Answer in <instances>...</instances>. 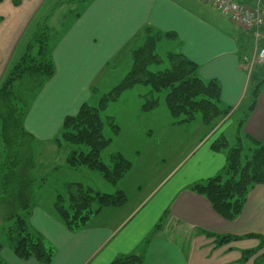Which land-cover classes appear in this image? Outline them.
<instances>
[{
    "label": "crops",
    "instance_id": "obj_1",
    "mask_svg": "<svg viewBox=\"0 0 264 264\" xmlns=\"http://www.w3.org/2000/svg\"><path fill=\"white\" fill-rule=\"evenodd\" d=\"M79 1H84L83 8L67 11L72 15L70 25L51 49L54 75L33 97L23 121L36 141L54 139L63 118L84 103L90 79L118 54L130 53L148 26L175 33V39H168L177 43L174 53L196 63L201 79L217 80L221 103L232 111L214 121L195 148L211 141L182 172L156 180V187L164 182L158 191L149 189L132 199L124 174L114 186L126 201L102 207L77 231L68 230L55 209L34 204L27 224L53 247L50 264H109L129 255L137 258L127 264H261L264 250L259 252L258 237L248 235L260 234L264 228V184L250 189L233 220L221 217L205 196L190 189L192 183L214 175L224 165V153L210 149L215 140L211 135L243 105L257 80L244 68V60L251 61L257 49L252 31L233 24L204 0ZM41 2L0 0V82L40 21ZM241 127L246 136L264 138V84ZM140 190L139 186L135 194L140 195ZM0 264L39 263L33 258L21 260L10 246H1Z\"/></svg>",
    "mask_w": 264,
    "mask_h": 264
},
{
    "label": "trees",
    "instance_id": "obj_2",
    "mask_svg": "<svg viewBox=\"0 0 264 264\" xmlns=\"http://www.w3.org/2000/svg\"><path fill=\"white\" fill-rule=\"evenodd\" d=\"M252 4V0H238ZM36 25L22 54L0 82V198L7 196L10 212L7 219L13 221L7 229L9 246L21 260L35 259L39 264H50L54 254L53 247L27 224V218L34 206L31 169L34 154L31 150L33 136L23 125L30 103L28 95L34 97L44 84L52 78L55 66L50 49V32L43 20ZM144 41L130 51L132 66L122 81L109 93L103 94L98 107L83 103L73 115H67L61 123L62 143L84 145L87 151L70 150L66 163L70 167L85 165L99 171L104 179L116 185L120 178L131 168V162L121 153L112 154L110 165L100 159V152L109 140L102 135V121L99 111L105 102L115 100L126 88L135 84L148 85L151 92L166 90L165 101L176 123H190L196 114L206 126H213L218 118L232 111V107L221 103V87L217 80H203L198 75V66L181 53L168 52L165 56L168 67L151 71L163 59L155 52L156 44L163 38L175 39L174 32H162L150 26L144 28ZM259 69V68H258ZM252 77V76H251ZM255 81L244 105L245 117L256 103L260 87L264 84V69L256 70ZM156 100L150 97L143 109L153 108ZM242 120L239 122L241 125ZM235 145L228 147L224 135H219L211 144L214 152L224 153V165L214 175L198 180L190 189L207 198L216 213L226 220H233L242 211L250 189L264 184V138L256 140L245 136L236 137ZM69 189L68 205L64 206L58 196L54 203L55 212L70 231H77L105 206H119L126 201L121 190L103 193L91 188L83 189L79 184ZM260 237V234L248 236ZM1 248V245H0ZM136 256H118L109 264H127Z\"/></svg>",
    "mask_w": 264,
    "mask_h": 264
},
{
    "label": "rangeland",
    "instance_id": "obj_3",
    "mask_svg": "<svg viewBox=\"0 0 264 264\" xmlns=\"http://www.w3.org/2000/svg\"><path fill=\"white\" fill-rule=\"evenodd\" d=\"M83 4L84 1L79 0H42L39 8L41 19L38 23L45 24L41 21L46 20V24L50 27L48 29L50 49L70 25L69 17L72 15L69 14V10L79 12ZM50 13L52 14L49 15ZM143 41L144 37L136 44V47ZM176 44L175 41L165 38L158 41L155 52L163 59V62L152 65L149 69L158 71L167 68L165 56L170 51H177ZM256 44L258 47L260 42ZM250 51H254V42ZM110 63L109 67L100 70L90 79L92 82L87 95L84 96V103L98 107L101 96L116 87L130 71L132 59L130 53L125 55L120 53ZM244 63H248V60H244ZM258 68L263 70L264 65L253 63L250 67L252 78L256 70H259ZM166 92L164 89L151 92L148 85L135 84L124 89L117 99L105 102L104 108L99 111L102 135L109 140L100 152V159L106 165H110L111 155L121 153L131 162V168L125 173L123 180H125L128 194L132 196V199L145 192L158 191L162 184L164 185L162 182L156 187L155 182L158 178L166 174L171 173L170 176H172L182 172L198 157L199 151L211 141L209 139L199 149L195 148L198 141L212 129V126L204 125L199 113L190 123H176L177 119L171 116L166 105ZM248 94L249 92L246 94L243 105L233 111L213 135L210 134L215 139L219 134H224L228 147L236 144L238 135L244 139L246 146L249 145V141L245 139V129L239 125V122L242 120L243 123L245 119L244 110L246 108H243L245 103H248ZM27 97L29 103L32 102L33 97L30 94ZM150 97L156 100V105L153 108L143 109V104ZM60 134L61 127L52 141H36V137L33 136L31 143V150L34 154V166L31 169L33 203L53 212V205L60 196L63 205L67 206L69 189L72 186L70 184H79L83 189L91 188L98 192L113 193L120 181L114 186L107 182L99 171L85 165L73 168L66 163L70 150L86 152L87 147L62 143L58 148L55 140L60 138ZM139 186L141 193L137 195L135 193ZM3 196L4 198H0V245L6 248L9 246L7 229L13 221L6 218L11 206L7 205V201L4 200L7 196ZM260 231L261 236L257 238V243L261 247L259 252L264 250V228ZM262 263L264 264V261Z\"/></svg>",
    "mask_w": 264,
    "mask_h": 264
},
{
    "label": "built area",
    "instance_id": "obj_4",
    "mask_svg": "<svg viewBox=\"0 0 264 264\" xmlns=\"http://www.w3.org/2000/svg\"><path fill=\"white\" fill-rule=\"evenodd\" d=\"M226 16L233 24L252 31L257 47L254 60L248 61L244 68L250 70L253 63L264 65V0H255L252 4H245L238 0H204Z\"/></svg>",
    "mask_w": 264,
    "mask_h": 264
}]
</instances>
